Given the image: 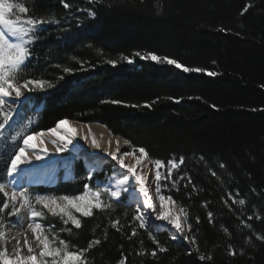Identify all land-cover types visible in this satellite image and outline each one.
Here are the masks:
<instances>
[{
  "label": "trees",
  "instance_id": "1",
  "mask_svg": "<svg viewBox=\"0 0 264 264\" xmlns=\"http://www.w3.org/2000/svg\"><path fill=\"white\" fill-rule=\"evenodd\" d=\"M13 2L29 7L28 16L61 21L73 13L84 16L77 8L96 11L95 19H85L79 28L73 23L67 33L47 25L51 31L39 45L40 59L26 75L54 81L55 87L30 94L35 97L28 113L34 121L32 127L44 130L62 118L92 122L129 140L132 146H144L152 161L167 163L173 155L184 156L185 163L173 171V177L187 173L192 183L185 188L186 180L180 181L179 191L172 189L171 195L188 210L200 251L212 260L199 261L196 252L189 255L186 245L170 239L168 231L156 234L168 251L153 257L155 245L147 232L138 228L137 235L128 238L134 227L133 209L119 206L105 212L96 210L81 219V228H73L72 235H61L70 247L84 249L90 240L100 239V245L85 253L88 264H118L123 256L126 264H264V242L253 236L251 243H246L249 230L241 224V219L253 215L248 223L264 233V219L255 218L264 217V0H98L93 4L68 0L72 4L69 9L61 0ZM136 51L174 57L218 75L184 74L138 57L132 65L120 59ZM108 60L117 61L116 66ZM56 63L78 70L63 73L52 66ZM60 75L63 80H58ZM106 100L124 103L103 102ZM146 103L151 107H144ZM132 104L139 107L125 106ZM38 108L41 110L36 111ZM8 146L0 147V169L8 158ZM124 151H131L129 145ZM211 170L221 179L212 176ZM74 172L77 178L72 182L34 190L78 193L84 183L79 178L83 175L81 161H76ZM237 189L236 198L246 203L233 205L237 210L233 213L224 199L229 192L235 195ZM3 199L0 193V203ZM208 211L214 214V224L207 219ZM0 216L2 232L12 217L7 211ZM116 219L120 231L111 226L110 221ZM47 222L61 226L55 219ZM221 224L231 236L221 230ZM229 244L235 247V256L228 254ZM141 251L146 254L140 255Z\"/></svg>",
  "mask_w": 264,
  "mask_h": 264
},
{
  "label": "snow or ice",
  "instance_id": "2",
  "mask_svg": "<svg viewBox=\"0 0 264 264\" xmlns=\"http://www.w3.org/2000/svg\"><path fill=\"white\" fill-rule=\"evenodd\" d=\"M96 2L98 0H88L89 4ZM61 3L65 9L72 7L68 0H61ZM76 11L85 13V15L77 16L73 13L63 21L38 18L35 15H27L29 7L24 3L0 0V147L11 145L8 158L4 161V168L0 169V193L4 197L3 202L0 203V213L7 211L8 216L11 217L26 207L29 217L27 228L34 237V241H29L27 236L25 237L26 253L23 252L19 241L17 242L14 258L9 256L5 248H0V264H88L85 253L93 246L100 245V239L90 240L84 249L72 246L75 248L72 250L70 242L60 238L58 233L51 236L48 234L55 228V225H44L37 222L36 218L44 216V210H47L52 216L59 217L62 221L64 227L59 231H66L72 235L73 228H81V217H91L94 209L105 212L114 206L133 209L131 222L134 227L128 238L136 236L138 228L147 232L155 245V249L151 252L153 257H156L157 252L168 251V248L157 239L156 234L160 228L155 224V221H166L167 225L172 226L169 230L170 239L177 241L180 246L186 245L189 255L196 252L197 260L211 261V255L200 251L188 210L178 204L171 195L172 189L179 191L180 181L186 180L185 188L192 183V178L187 173L178 172L173 177V171L185 163L184 156L175 157L173 155L167 163L155 159L152 161L154 169L148 168L145 171L144 162L150 160V157L144 146H132L126 139L124 143L129 145L131 151L121 153L118 138L115 148L112 147L111 139L106 142L107 147H102L96 136L91 133L90 124L92 122H88V131L81 135L80 139L84 141V144L99 150L96 152L89 151L79 141L74 143L78 130L71 126L72 122L68 118L59 119L53 126L44 130L32 127L34 121L28 115L27 110L35 97L30 94L46 93L48 89L55 87V82L29 77L26 75V70L40 59L39 45L45 34L51 31L47 25H54L67 33L70 31L71 24L75 23L79 28L83 26L85 19L96 18V11L93 9L77 8ZM244 11H247V7ZM220 31H226V29L221 28ZM134 57H138L141 61L172 66L174 70H180L184 74L206 73L209 77L218 75L216 71L190 66L174 57L149 51H136L133 56L122 55L120 59L132 65L135 63ZM107 63L115 67L117 61L108 60ZM52 66L61 68L63 73L69 74L78 70L59 63ZM82 68L83 64H81ZM63 79V75L58 77V80ZM172 99L180 102L177 98ZM103 102L124 103L118 100ZM125 106L139 107L136 104ZM143 106L151 107L147 103ZM66 125L69 128L65 130ZM46 137H52L51 150L46 145L44 139ZM33 140H39V143H31ZM63 153H69V156L65 157ZM200 159L203 160L204 157L201 155ZM77 160L82 161L83 175L79 178L84 183L81 191L57 195L51 192L39 193L34 190V185L54 182L49 177L60 171L61 166L66 180L76 179L72 165ZM220 167L224 168L225 165L221 163ZM162 169H166V172L161 171ZM211 175L217 177L218 180L221 179L214 170H211ZM8 187L12 190L8 191ZM165 189L168 194H165ZM192 189L197 191L194 184ZM237 196H239V189L236 190L235 195L229 192L227 198L224 199L225 205L233 213H237L233 205L243 206L246 203L245 199H237ZM207 203L205 201L203 204L205 208ZM213 215L212 211L207 212L210 224H214ZM238 215L243 214L241 212ZM253 218V215H248L246 219H241V224L249 230L246 243H251L253 236L256 240L264 242V233L257 232L253 225L248 223ZM255 218L264 219L258 215ZM20 222V220L9 221V225L16 227ZM110 222L117 231L121 230L118 227L119 219ZM195 222L200 223L199 216L195 218ZM2 223L3 217L0 216V224ZM69 224L72 227H67ZM220 228L231 236L223 224ZM3 235V232H0V241L3 240ZM139 254L145 255L146 253L141 251ZM228 254L232 256L237 254L232 244L228 245ZM240 254H244L243 248ZM126 260L127 257L123 256L118 264H126Z\"/></svg>",
  "mask_w": 264,
  "mask_h": 264
},
{
  "label": "bare ground",
  "instance_id": "3",
  "mask_svg": "<svg viewBox=\"0 0 264 264\" xmlns=\"http://www.w3.org/2000/svg\"><path fill=\"white\" fill-rule=\"evenodd\" d=\"M71 126L75 127L78 130L76 138L74 139V143L79 141L80 144H84V141L80 139V136L88 131V124H79V123L72 122ZM90 127H91V133L96 136L97 140L102 144V147H107V143L106 142L109 139H111L112 140V147L115 148L116 140L118 138H119V147L122 146L123 140L120 137H116V136L112 135L111 133H109V131L104 126L99 125V124H90ZM68 128H69V126L66 125L65 126V130L68 129ZM44 139H45L47 147L51 150L52 149V144H51L50 141H51L52 137H46ZM31 143L38 144L39 140H33ZM84 146L86 148H88V150L91 151V152L99 151L97 149L91 148L87 144H84ZM62 170H63V167L61 166L60 171H62ZM60 171H58L54 176L49 177V179L51 181H54V182L48 183L46 185L55 184L58 181V179H59ZM64 178H65V176H64ZM25 182H27V181H25ZM28 222L29 221H27L23 225V227L20 228V229L17 228V227H11L8 224V226L4 230V234L6 235L7 239L8 240H11V239L13 240V242H12L13 246L11 247L12 253H13V257H14L15 251H16V246H17V242L18 241H19V244H20L21 248L26 250V251H27V245L24 243L25 237L27 236L29 241H34V237L32 236L30 229L27 228Z\"/></svg>",
  "mask_w": 264,
  "mask_h": 264
},
{
  "label": "rangeland",
  "instance_id": "4",
  "mask_svg": "<svg viewBox=\"0 0 264 264\" xmlns=\"http://www.w3.org/2000/svg\"><path fill=\"white\" fill-rule=\"evenodd\" d=\"M28 113H29V111H30V106H28ZM71 121V120H70ZM71 122H74V123H78V122H75V121H71ZM79 124H83V123H79ZM91 124H95V123H91ZM122 140H123V144H122V146L120 147V152L122 153V150H123V148L126 146V144L124 143V139L123 138H121ZM10 145V144H9ZM9 147V149L11 148V146H8ZM63 156H65V157H68L69 156V153H63ZM77 161H79V160H77ZM76 162V161H75ZM82 162V161H81ZM128 161H126V163H127ZM145 163V165H146V167H145V171H147L148 170V168H153L154 169V164L152 163V160H148V161H145L144 162ZM63 171V170H62ZM161 171H165L166 172V169H162ZM154 174V173H153ZM65 176V175H64ZM64 176L62 177V178H60L59 179V181H57L55 184H51V185H41V186H45V187H50V188H55V187H57L58 186V184H59V182H72L73 181V179H68V180H66L65 178H64ZM150 176H151V174H150ZM35 186H37V185H35ZM7 190L8 191H11L12 189L10 188V187H8L7 188ZM38 208H39V206H37ZM94 211H96V209H94L93 210V213H94ZM44 212H45V215L44 216H42V217H39V218H36L37 219V222H40V223H43L44 225H55V224H52V223H48L47 222V219H55V220H57V221H59V223L61 224V226L60 227H58L57 225H55V228L51 231V232H48V234L51 236V235H53V234H56V233H58L59 234V237L60 238H62V239H64L61 235H66L68 232H60L59 230L62 228V227H64V225L62 224V221L60 220V218L59 217H54V216H52L51 215V213H48L47 212V210H44ZM12 217V220H11V222H16L17 220H20L21 222L16 226L17 228H22L23 227V225L27 222V221H29V217H28V210H27V208L25 207V208H23V209H21L20 210V212L17 214V215H13V216H11ZM82 218H85V217H81V219ZM8 224H9V222H7L4 226H3V230H2V232H3V234H4V230H5V228L8 226ZM155 224L157 225V226H159V228H160V231L158 232V233H160V232H163V231H168L169 232V230L172 228V226L171 225H167V222L166 221H155ZM67 227H72L70 224L67 226ZM12 242H13V240L11 239V240H8L7 239V237H6V235L4 234L3 235V240H2V243H3V248H5L6 250H7V252H8V254H9V256L10 257H13V253H12V249H11V247L13 246V244H12ZM174 242H176V243H178L177 241H174ZM179 244V243H178ZM71 248V247H70ZM74 248H72V250H73ZM23 252L24 253H26L27 251L26 250H24L23 249ZM14 258V257H13Z\"/></svg>",
  "mask_w": 264,
  "mask_h": 264
}]
</instances>
